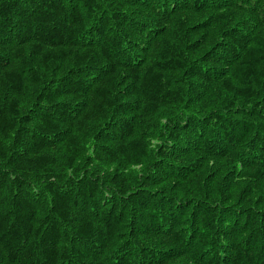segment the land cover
<instances>
[{
  "label": "trees",
  "instance_id": "obj_1",
  "mask_svg": "<svg viewBox=\"0 0 264 264\" xmlns=\"http://www.w3.org/2000/svg\"><path fill=\"white\" fill-rule=\"evenodd\" d=\"M0 264H264V0H0Z\"/></svg>",
  "mask_w": 264,
  "mask_h": 264
}]
</instances>
